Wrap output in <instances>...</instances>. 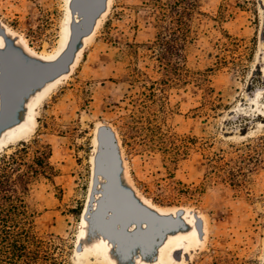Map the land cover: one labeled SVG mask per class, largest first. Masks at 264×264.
I'll use <instances>...</instances> for the list:
<instances>
[{"label": "rangeland", "instance_id": "1", "mask_svg": "<svg viewBox=\"0 0 264 264\" xmlns=\"http://www.w3.org/2000/svg\"><path fill=\"white\" fill-rule=\"evenodd\" d=\"M69 4L0 0V27L5 30L0 34V59L32 68L11 54L14 44L38 58L55 55L67 39ZM200 11L193 14L186 46V68L192 75L187 81L165 84L160 63L148 49L160 30V14L151 0H110L72 73L37 104L31 129L6 140L16 125V108H8L7 120L0 115V158L35 139L52 146L59 175L55 183L38 182L29 202L37 211L35 230L62 238L70 264H124L118 246L87 239L85 216L107 197L103 174L100 184L96 182L101 128L111 131L109 143L120 144L123 158L116 185L121 177L153 206L184 209L189 214L185 220L194 219L196 226L199 219L204 222L203 237L195 245L177 234L188 230L177 213L178 226L158 218L131 223L128 229L134 236L129 243L140 242L138 234L145 237L151 230L134 252V264H264V0H200ZM226 35L236 39L238 47L222 49L219 43ZM218 55L226 57V63L220 64ZM64 72L30 91H42ZM146 76L157 82L156 123L179 138H195L189 154L177 164L171 161L173 154L162 149L140 142L131 150L123 142L122 118L133 112L143 115L139 109L150 116L139 103H150L142 94H149L152 86ZM133 78L135 86L130 84ZM164 107L167 114L158 111ZM221 150L230 168L240 166L247 172L243 188L210 168L208 158ZM241 154L254 159L242 160ZM78 245L86 254H79Z\"/></svg>", "mask_w": 264, "mask_h": 264}, {"label": "trees", "instance_id": "2", "mask_svg": "<svg viewBox=\"0 0 264 264\" xmlns=\"http://www.w3.org/2000/svg\"><path fill=\"white\" fill-rule=\"evenodd\" d=\"M151 7L159 11L160 30L155 41L148 44V49L160 63L165 84L185 82L188 80L186 76L192 77L186 68V46L191 39L193 14H201L200 0H151ZM219 46L225 50L231 46L238 47V42L226 35L225 41L220 42ZM218 59L220 64L227 61L226 57L220 55ZM145 80L152 86L149 94H142L150 103L146 104L143 100H139V103L150 116L139 109L143 115L133 112L122 118L120 130L123 142L131 150H135L140 142L152 149H162L173 154L171 161L177 164L189 154L195 138H179L174 133L165 132L156 123L154 119L159 115H156L153 106L156 104L154 86L157 82L148 77ZM136 81L137 78H133L131 86H135ZM158 111L163 114L169 112L165 107ZM262 140L264 142V138ZM52 155L51 144L35 139L0 158V264H70L67 245L62 238L56 239L35 230L34 218L37 211L29 202L30 193L38 182L46 179L55 183L59 175ZM261 155L256 157L259 162L262 161ZM239 157L249 161L254 159L243 154ZM208 159L216 176L240 188L246 185L247 172L240 166L230 168L224 150ZM256 165L251 166L248 171L254 170Z\"/></svg>", "mask_w": 264, "mask_h": 264}, {"label": "bare ground", "instance_id": "3", "mask_svg": "<svg viewBox=\"0 0 264 264\" xmlns=\"http://www.w3.org/2000/svg\"><path fill=\"white\" fill-rule=\"evenodd\" d=\"M109 1L70 0L69 6L72 15H70L68 20L70 21L69 25L65 27L67 39L65 38L60 50L55 55L38 58L34 53L33 55L25 53V49L31 52L29 48L26 47L23 50L18 44H14L11 48V54L24 64L33 65L32 68L15 64L11 59H0V104L2 109L0 115L2 119L5 118L7 120L6 111L8 108L15 107L17 116L16 125L14 129L8 132L6 140L20 136L21 133L31 129L37 104L55 84L72 73L83 49L93 34L97 19L107 10ZM74 16H77L78 19H73ZM0 34H5L4 26L0 27ZM63 71L65 72L59 79L48 83L42 91L36 94L30 91L31 87L35 85L41 86L49 79L60 75ZM99 133L100 135L97 138L99 151L95 156L96 182L100 184V173L103 174L108 181L106 188L107 197L105 202L99 203L92 215L88 216L86 214L85 216L87 239L94 240V242H99L100 244L107 240L119 247V254H124L122 260L124 264H134L137 260V258L133 257L134 252L140 248L139 245H143V239L147 237L151 230L149 229L145 237L138 234L140 242L129 243L128 240L132 239L134 233L131 230L129 231L128 226L133 222L149 223L151 218H158L173 226L181 225V220L185 226L187 225L188 230L177 234L184 238L187 243L191 245L197 244L203 237V219H199L196 226L194 219L185 220V218L188 219L189 214L184 209H179V211L183 210L184 213L178 214V209L165 211L153 206L148 200L139 196L131 186L129 187L121 177L117 179V185L115 184V173L119 160L121 161L123 158L120 144L119 141L115 142V140L113 143L108 142L112 138L109 129L101 128ZM175 215L181 217L180 220ZM171 220H174V222ZM116 223L120 226L118 229L115 228ZM152 236L150 239L155 238V235ZM82 250L83 246L78 245L77 251L81 252ZM160 251L159 259L163 256V248ZM157 253H159V247Z\"/></svg>", "mask_w": 264, "mask_h": 264}, {"label": "water", "instance_id": "4", "mask_svg": "<svg viewBox=\"0 0 264 264\" xmlns=\"http://www.w3.org/2000/svg\"><path fill=\"white\" fill-rule=\"evenodd\" d=\"M183 210L179 211L178 214H183ZM172 222H174V220H171Z\"/></svg>", "mask_w": 264, "mask_h": 264}]
</instances>
